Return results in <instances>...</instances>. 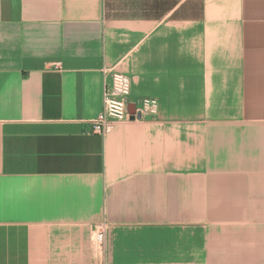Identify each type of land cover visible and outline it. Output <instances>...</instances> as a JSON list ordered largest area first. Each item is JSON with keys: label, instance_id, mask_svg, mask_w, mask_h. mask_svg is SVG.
Segmentation results:
<instances>
[{"label": "crops", "instance_id": "obj_1", "mask_svg": "<svg viewBox=\"0 0 264 264\" xmlns=\"http://www.w3.org/2000/svg\"><path fill=\"white\" fill-rule=\"evenodd\" d=\"M0 264H264V0H0Z\"/></svg>", "mask_w": 264, "mask_h": 264}, {"label": "built area", "instance_id": "obj_2", "mask_svg": "<svg viewBox=\"0 0 264 264\" xmlns=\"http://www.w3.org/2000/svg\"><path fill=\"white\" fill-rule=\"evenodd\" d=\"M103 96L100 113L88 124V133L108 135L114 125L153 119L157 115L158 102L154 98L129 101L130 81L128 77L112 70L103 69ZM132 106L130 112L128 107ZM106 228L104 224L94 225L91 240L100 254H104Z\"/></svg>", "mask_w": 264, "mask_h": 264}, {"label": "water", "instance_id": "obj_3", "mask_svg": "<svg viewBox=\"0 0 264 264\" xmlns=\"http://www.w3.org/2000/svg\"><path fill=\"white\" fill-rule=\"evenodd\" d=\"M128 110H129L130 112H132V111H133V107H132V106H129V107H128Z\"/></svg>", "mask_w": 264, "mask_h": 264}]
</instances>
